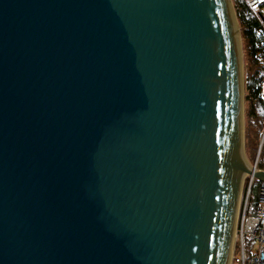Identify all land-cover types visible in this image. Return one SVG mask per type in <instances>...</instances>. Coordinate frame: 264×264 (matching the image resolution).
<instances>
[{
  "label": "water",
  "instance_id": "1",
  "mask_svg": "<svg viewBox=\"0 0 264 264\" xmlns=\"http://www.w3.org/2000/svg\"><path fill=\"white\" fill-rule=\"evenodd\" d=\"M245 93L231 0H0V264H229Z\"/></svg>",
  "mask_w": 264,
  "mask_h": 264
},
{
  "label": "trees",
  "instance_id": "2",
  "mask_svg": "<svg viewBox=\"0 0 264 264\" xmlns=\"http://www.w3.org/2000/svg\"><path fill=\"white\" fill-rule=\"evenodd\" d=\"M237 17L242 29L244 49L246 53V101L249 103L246 125V153L254 136H259L264 129V97L262 83L264 82V45L260 33V23L244 0H235ZM263 54V55H262ZM260 181H256L249 200L248 212H255L259 205Z\"/></svg>",
  "mask_w": 264,
  "mask_h": 264
},
{
  "label": "built area",
  "instance_id": "3",
  "mask_svg": "<svg viewBox=\"0 0 264 264\" xmlns=\"http://www.w3.org/2000/svg\"><path fill=\"white\" fill-rule=\"evenodd\" d=\"M249 9L256 16L260 23L261 30L264 32V0H244ZM262 96L264 97V82L262 83ZM250 167L256 171L264 172V142L260 145L257 157L254 162H250ZM258 181L254 174H247L244 180L249 185V195L245 204V210L240 214L239 223L237 222V239L238 248L234 247L231 264H264V182L259 187V205L254 216H249V199L250 193L255 182ZM239 234V235H238ZM246 238L258 245L257 250L246 258Z\"/></svg>",
  "mask_w": 264,
  "mask_h": 264
},
{
  "label": "rangeland",
  "instance_id": "4",
  "mask_svg": "<svg viewBox=\"0 0 264 264\" xmlns=\"http://www.w3.org/2000/svg\"><path fill=\"white\" fill-rule=\"evenodd\" d=\"M231 2H232V5H233V7H234V9L236 11L235 0H231ZM238 22H239V20H238ZM239 26H240V23H239ZM260 33L262 35L261 38L263 40V42H262V46H263L264 45V32L260 29ZM240 34H241V39H242L243 51H244V70H245V79H246V71H247V67H246V53H245V49H244V40H243V37H242L241 26H240ZM261 65L264 66V60L261 61ZM245 96H246V93H245ZM244 105H245V131H246L247 111L249 109V103L245 100ZM246 133H247V131H246ZM263 133H264V129L261 131V134L259 136H254L252 138V140H251V142L249 144V148L247 149V153H246L247 154V161H250V162H254L255 161V159L257 157L258 149H259V147L261 145V136H262ZM248 195H249V185H248V183L245 182L244 187H243V191H242L240 207H239V210H238V213H239L238 214V219H239L240 214L243 213V211L245 210V204H246ZM250 196H251V193H250ZM254 215H255V212H251V211L249 212V216H254ZM237 222L239 223V221H237ZM236 234H237V231H236ZM238 246H239V243L237 242L236 243V247L238 248ZM234 247H235V243H234ZM245 247H246V258L249 259L250 256L257 250L258 245H257V243H255V242L253 243V242L249 241L246 238Z\"/></svg>",
  "mask_w": 264,
  "mask_h": 264
},
{
  "label": "bare ground",
  "instance_id": "5",
  "mask_svg": "<svg viewBox=\"0 0 264 264\" xmlns=\"http://www.w3.org/2000/svg\"><path fill=\"white\" fill-rule=\"evenodd\" d=\"M248 164L250 165L249 161H248ZM241 197H242V194H240V197H239L237 214H238V210H239V207H240ZM236 239H237V234H236V231H235L234 237H233V243H232L233 244L232 251H234V243H236ZM232 255H233V252L231 253L230 260H229V264H231Z\"/></svg>",
  "mask_w": 264,
  "mask_h": 264
}]
</instances>
